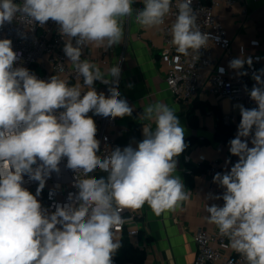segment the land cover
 Masks as SVG:
<instances>
[{
  "label": "clouds",
  "instance_id": "1",
  "mask_svg": "<svg viewBox=\"0 0 264 264\" xmlns=\"http://www.w3.org/2000/svg\"><path fill=\"white\" fill-rule=\"evenodd\" d=\"M135 0H0V27L16 21L44 27L51 20L64 40L63 51L79 76L70 86L57 75L37 78L16 66L20 54L12 40L0 39V264H113L121 247L114 230L125 223L124 210L147 204L157 215L175 211L190 200L191 193L176 175L177 157L187 147L185 129L168 104L147 105L140 116L155 124L143 126L137 147H116L101 158L97 126L89 112L103 117L131 116L133 108L118 91L119 63L105 73L88 59H81L90 43L105 51L124 37L123 22L134 13ZM135 21L153 28L165 23L172 0H142ZM192 0H178V14L171 25V43L185 56L199 53L210 39L197 25ZM67 38L66 40L64 38ZM248 58H234L229 68L240 70ZM60 70L63 71L61 65ZM221 73L224 69H219ZM238 71V75H247ZM264 69L254 72L250 90L255 108L237 105L241 120L229 151L238 161L230 171L216 173L213 183L223 194V206H206L205 219L227 237L230 247L247 264H264ZM109 87V96L98 93L94 83ZM132 87L131 84L128 85ZM249 140L252 147H249ZM73 170L76 193L68 203H55V211L37 197L60 163ZM230 163L226 161V164ZM106 173L97 178L96 170ZM82 174V177H81ZM38 182L35 195L23 185ZM53 193L50 191L49 198Z\"/></svg>",
  "mask_w": 264,
  "mask_h": 264
},
{
  "label": "crops",
  "instance_id": "2",
  "mask_svg": "<svg viewBox=\"0 0 264 264\" xmlns=\"http://www.w3.org/2000/svg\"><path fill=\"white\" fill-rule=\"evenodd\" d=\"M134 3H138L134 10L140 4L143 5L138 0ZM219 14L232 40V48L237 58L246 59L264 54V0H234L232 5H222ZM129 20L128 24L123 22L124 37L119 45L105 51L103 46L90 43L82 53L105 76L117 64L119 57L124 56L118 91L133 111L131 116L119 117L117 120L115 138L118 142L135 148L143 140L144 124L155 128L153 122L140 118L147 105L163 102L176 111L181 126L185 129L187 147L176 158L175 174L182 178L185 191L190 192L191 197L175 211L164 212L159 216L145 204L140 209L143 222L137 244H132L143 251L144 257L139 262L124 263L192 264L196 249L194 232L200 227L209 230L217 228L205 219L209 215L205 207L212 204L223 206L224 202L220 199H209V194L216 195L205 177L201 172L189 173L187 169L195 167L197 162L207 166L212 159L223 167L228 165L226 161L230 155V140L221 141L214 136L216 117L213 109L217 107L222 116L229 115L228 123L233 125L235 138L241 118L237 105L242 104L226 98L217 100L207 91L200 92L188 104L175 98L165 83V71L172 56L162 54L160 27H142L135 21V15ZM259 67H264V57L260 60ZM129 84L132 85L131 88L128 87ZM255 104L256 102L253 103ZM249 147H252L250 140ZM186 154L190 155L189 162L184 158ZM114 235L119 240L122 237L121 233ZM228 243L225 237L224 245ZM224 248L231 250L230 247Z\"/></svg>",
  "mask_w": 264,
  "mask_h": 264
},
{
  "label": "built area",
  "instance_id": "3",
  "mask_svg": "<svg viewBox=\"0 0 264 264\" xmlns=\"http://www.w3.org/2000/svg\"><path fill=\"white\" fill-rule=\"evenodd\" d=\"M138 1L142 3V0ZM16 2L20 3L21 0H16ZM233 2L234 0H192L191 7L197 17V25L202 32L209 35L210 39L206 48H201L199 53L190 50V54L185 56L178 53L176 46L171 43L170 29L178 14L176 7L178 0H172V6L165 18V23L159 27L163 43L162 54L172 56L171 63L165 71V83L169 92L178 100L188 104L200 92L207 91L217 100L226 98L231 102H240L245 108L253 107L255 101L250 98L249 93L256 81L252 79V75L254 72H258L259 62L264 54L250 56L253 60L251 66L246 63L240 70L229 68V62L237 56L232 48V40L228 36L227 29L221 21L219 9L222 5H232ZM4 38L11 39L13 50L20 54L16 66L29 69L39 79L47 81L57 75L59 78L67 80L70 86L80 83L84 91L88 90L83 85V77L78 75L66 57L63 51L64 40L58 33V25L53 21L49 20L44 27H40L38 24L23 25L16 21L10 24L5 23L3 27H0V39ZM81 59H87L83 53ZM118 63L122 71L123 55L119 57ZM61 65L63 71L60 70ZM221 68L224 69L223 73L219 71ZM238 71L248 74L241 76L238 75ZM106 78L110 79L108 75ZM112 86L114 85H105L99 81L94 83L96 91L103 92L106 97L110 95L109 87ZM120 98L125 99L122 96ZM89 115L97 126L96 138L100 141L98 156L104 158L110 155V152L116 147L123 149L128 146V144L118 142L115 138L116 123L119 117H103L95 115L93 112H89ZM222 120L228 123L229 115L223 114ZM184 158L186 161H190L189 154L184 155ZM238 159L230 153L228 159L230 163L227 166L223 167L212 159L201 171L216 196L222 195L224 189L213 183L214 175L218 172L223 174L230 171ZM66 163V158L61 161L60 172L51 174L50 178L46 180L45 188L37 197L42 206L49 208L50 211H55V203H68L67 197L70 192H77V189L73 187L76 174L66 167ZM199 165H201L200 162L195 164V166ZM187 172L191 173L190 168L187 169ZM102 174L107 175L97 169L89 175L99 178ZM25 181L23 186L35 195L38 182L28 181L27 177H25ZM50 191L53 193L51 199L49 198ZM121 215L125 218V223L120 226V231L114 230V234H124L133 245H136L143 222V214L140 209L136 211L126 209ZM193 239L196 249L192 264H247L246 260L234 250L227 251L223 247L225 237L219 234L218 227L213 230L200 227L194 232ZM112 260L113 264H125L114 258Z\"/></svg>",
  "mask_w": 264,
  "mask_h": 264
},
{
  "label": "trees",
  "instance_id": "4",
  "mask_svg": "<svg viewBox=\"0 0 264 264\" xmlns=\"http://www.w3.org/2000/svg\"><path fill=\"white\" fill-rule=\"evenodd\" d=\"M260 69H264V67H258V71ZM264 78V77H262ZM257 107V104L253 105L252 108ZM213 112L216 117V124H215V137L221 141H229L234 138L233 136V125L231 123H225L222 120V115L220 114L217 107L213 109ZM190 114V112L188 113ZM241 120V118H240ZM206 166L199 165V166H192L190 167L191 173H199L205 169ZM101 176H105L102 174ZM121 247L117 250V252L113 255L112 258L119 262H139L143 259L144 253L143 251L139 250L137 247H134L132 243L127 239V237L122 234L120 238Z\"/></svg>",
  "mask_w": 264,
  "mask_h": 264
},
{
  "label": "rangeland",
  "instance_id": "5",
  "mask_svg": "<svg viewBox=\"0 0 264 264\" xmlns=\"http://www.w3.org/2000/svg\"><path fill=\"white\" fill-rule=\"evenodd\" d=\"M137 4H138V3H133V5H132L133 9L135 8V6H136ZM141 8H143V5L140 4L139 7H138L137 9H141ZM134 15H135V10H134L133 16H134ZM133 16H132V17H133ZM132 17H131V18H132ZM131 18H126V19L124 20V24H128L129 21H130L129 19H131Z\"/></svg>",
  "mask_w": 264,
  "mask_h": 264
}]
</instances>
